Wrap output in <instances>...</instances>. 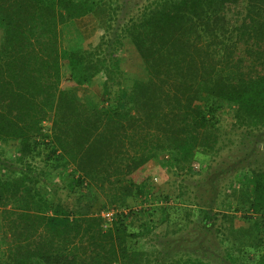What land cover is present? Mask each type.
Instances as JSON below:
<instances>
[{"label":"trees","instance_id":"obj_1","mask_svg":"<svg viewBox=\"0 0 264 264\" xmlns=\"http://www.w3.org/2000/svg\"><path fill=\"white\" fill-rule=\"evenodd\" d=\"M104 1L109 20L99 45H65L63 28ZM127 1L0 0V143L17 152L15 170L0 163V207L8 214L0 264H158L154 240L151 248L137 246L156 232L154 217L148 221L133 208L111 220L102 211L131 206L134 189L150 194L135 173L161 153L189 170L198 155L211 158L231 147L223 137L224 112L245 137L264 129V0H150L116 28ZM126 42L141 55L145 78L120 67ZM65 61L71 76L63 83ZM100 76L105 107L76 94ZM125 140L132 148L121 149ZM38 159L49 169L39 170ZM54 172L79 194L77 203L60 200ZM251 179L253 192L243 186L231 195L238 208L257 214H245L253 227L237 232L242 242L254 230L264 241V168L253 169ZM106 181L124 191H105L102 203L93 188L104 190ZM83 196L88 202L80 206ZM256 258L264 264V252ZM192 264L214 263L196 258Z\"/></svg>","mask_w":264,"mask_h":264},{"label":"rangeland","instance_id":"obj_2","mask_svg":"<svg viewBox=\"0 0 264 264\" xmlns=\"http://www.w3.org/2000/svg\"><path fill=\"white\" fill-rule=\"evenodd\" d=\"M149 1L128 0L126 9L123 8L120 12L118 19L113 23L114 26L124 23L130 14L144 8ZM108 17V1H104L94 11L75 20V24H69L63 28L64 44L77 43L87 49L97 47L107 29ZM116 28L114 30L119 32L120 30ZM116 32L111 34L112 37ZM118 56L121 61L120 67L125 75L137 74L143 78L147 76L143 59L132 43L126 42L119 49ZM70 76V66L68 61H65L63 83L68 82ZM101 80L100 76L97 80L94 79L85 85L77 86V96L84 102L92 101L98 103L100 107H105L106 103L101 100L103 97ZM51 118L47 117L43 121L48 131L53 125ZM221 121L222 129L226 131L223 137L225 140L229 138L232 141L229 145L231 147L222 149L218 155L211 156V158L198 155L192 161L189 170H180L172 165L169 159L173 154L170 152L161 153L158 157L148 160L139 172L135 173L136 182L149 183L147 189L151 191L150 194L139 196L134 189L135 193L132 192L128 198L132 201L137 197V200L135 198L131 206L106 208L102 211V216L106 219H114L118 211L128 213L133 208L143 209L142 217L148 221L154 217L156 232L142 237L137 243L138 248L148 249L151 248L152 240L155 241V250L160 251V257L158 262L153 257L152 262L154 263L181 262L185 259L189 261L188 264H192L193 259L200 258L214 264H259L256 257L264 252V241L256 240V236L257 239L260 237L259 234L254 230V233L247 236L245 242H242L243 239L237 234L238 231L253 227L252 223L244 217L245 214H257L247 207L238 208L236 203L231 202V195L234 189H241L243 186L247 191L253 192L252 171L264 168V129L245 137L241 131L244 128L239 129L234 126L232 115L229 112H224ZM125 141V144L120 146L121 149L132 148L129 141ZM16 153L14 145L0 143V163H5L4 167L9 170H15L13 160L16 158ZM35 165L39 170L49 169L44 166L42 159H38ZM57 174L54 172L52 176L55 175L56 182L61 186L58 191L60 200L70 205L77 203L74 197L79 194L69 192L68 188L62 186L63 182ZM52 180L50 176L51 183ZM112 183L106 181L104 190L97 186L100 184H94V194L102 203L107 201L105 191L113 192L116 196L124 191L123 188L114 189L115 183L113 186ZM47 189L48 194L51 193V188ZM160 195H168L169 199H164ZM87 202L88 200L83 196L79 205H86ZM210 203H212L211 207L208 206ZM162 206L165 207L166 212L161 210ZM147 209H150L153 214L150 215ZM208 211H211V217L205 221ZM109 214L111 216H106ZM6 215H8L6 211L0 207L1 234L8 223ZM127 220L130 224H134V227L139 224L135 218ZM205 224H208L209 228H206ZM155 250L151 249L152 252Z\"/></svg>","mask_w":264,"mask_h":264},{"label":"built area","instance_id":"obj_3","mask_svg":"<svg viewBox=\"0 0 264 264\" xmlns=\"http://www.w3.org/2000/svg\"><path fill=\"white\" fill-rule=\"evenodd\" d=\"M105 216V215H104ZM106 216H111L110 214L109 215H106Z\"/></svg>","mask_w":264,"mask_h":264}]
</instances>
